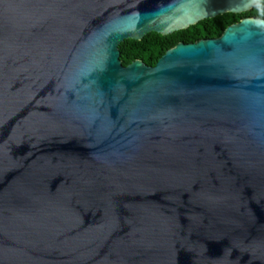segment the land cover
<instances>
[{
  "label": "water",
  "instance_id": "water-1",
  "mask_svg": "<svg viewBox=\"0 0 264 264\" xmlns=\"http://www.w3.org/2000/svg\"><path fill=\"white\" fill-rule=\"evenodd\" d=\"M259 0H0V264H264Z\"/></svg>",
  "mask_w": 264,
  "mask_h": 264
},
{
  "label": "trees",
  "instance_id": "trees-1",
  "mask_svg": "<svg viewBox=\"0 0 264 264\" xmlns=\"http://www.w3.org/2000/svg\"><path fill=\"white\" fill-rule=\"evenodd\" d=\"M248 16L264 18V0L257 1L249 11L223 13L201 20L186 29L178 30L171 34L161 35L150 32L140 40L126 39L118 46L120 61L123 65H127L135 59H140L146 65H155L159 57L177 42L190 43L202 38L218 37L226 26Z\"/></svg>",
  "mask_w": 264,
  "mask_h": 264
}]
</instances>
